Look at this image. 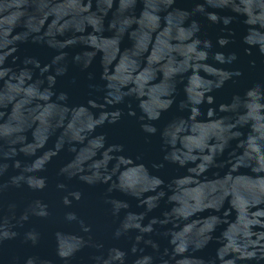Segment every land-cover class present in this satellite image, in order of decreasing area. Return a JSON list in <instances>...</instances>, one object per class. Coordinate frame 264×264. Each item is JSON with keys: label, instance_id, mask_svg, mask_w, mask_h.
<instances>
[{"label": "water", "instance_id": "water-1", "mask_svg": "<svg viewBox=\"0 0 264 264\" xmlns=\"http://www.w3.org/2000/svg\"><path fill=\"white\" fill-rule=\"evenodd\" d=\"M29 259L264 264V0H0V264Z\"/></svg>", "mask_w": 264, "mask_h": 264}, {"label": "clouds", "instance_id": "clouds-1", "mask_svg": "<svg viewBox=\"0 0 264 264\" xmlns=\"http://www.w3.org/2000/svg\"><path fill=\"white\" fill-rule=\"evenodd\" d=\"M212 19H215V17L213 16ZM225 23H227V21H225ZM117 99H119V97H117ZM150 131H154V129H150ZM156 183H159V181H156ZM72 218V217H70ZM33 242L35 243V237H33ZM199 247V245H197ZM183 250V249H181ZM61 255L64 256V255H67V253H64V252H61ZM249 255H253L252 253H249ZM27 264H32V261L29 259Z\"/></svg>", "mask_w": 264, "mask_h": 264}]
</instances>
